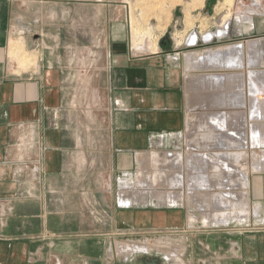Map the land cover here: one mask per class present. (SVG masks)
Here are the masks:
<instances>
[{"label":"crops","instance_id":"crops-1","mask_svg":"<svg viewBox=\"0 0 264 264\" xmlns=\"http://www.w3.org/2000/svg\"><path fill=\"white\" fill-rule=\"evenodd\" d=\"M137 3L0 0V264H264V0H166L167 40L149 52L128 40ZM62 5L91 36L94 9L107 25L105 110L67 107ZM14 40L33 64L12 59ZM177 151L179 167L212 168L215 204L184 202L205 195L182 173L164 187L157 167ZM222 166L244 194L227 221Z\"/></svg>","mask_w":264,"mask_h":264},{"label":"rangeland","instance_id":"rangeland-1","mask_svg":"<svg viewBox=\"0 0 264 264\" xmlns=\"http://www.w3.org/2000/svg\"><path fill=\"white\" fill-rule=\"evenodd\" d=\"M137 1L138 0H136L135 6L139 7L137 5ZM225 1L230 2V0ZM141 2L143 3V5H141L142 7L139 9L137 8V10L134 11L135 13L131 14L130 22H126L128 33L131 35L128 40L130 45L139 48L141 47L143 51L149 52L155 50L158 41L160 43L161 41L165 42L167 40V37L162 36L164 34L165 17L168 13L169 6L166 4V0H141ZM68 7V5H62L60 10L61 38L59 42L61 47L63 46L61 50V58L62 63H64V72L67 79L65 84L67 88L65 100L67 107L72 111L105 110L106 105L102 98V92L100 89H98L99 86H97V84L98 75L104 65V59L106 56V39L102 37V35L106 33L105 29L107 28V25L106 23H102L96 19L94 9V21L91 24V36L89 32V26H86L87 29H85L84 22H76L72 20V17L67 15L70 13ZM71 14L73 15L74 11L71 12ZM48 30H52V22L47 21L46 31ZM190 35L196 36L195 33H190L188 36ZM187 39H189V37H187L185 41H187ZM200 40L201 39H198V42H200ZM48 41H50L51 44L53 43L52 38H50ZM175 41L179 43L178 45H181L179 42L181 41V37L175 36ZM196 42L197 39L195 43L188 42V45L196 46ZM10 53L12 59H14L22 68L25 67V65H31L36 61V55L33 53H28L27 48L24 47V44L21 41L18 42L17 40H14L12 42ZM197 80L198 79L195 75L194 79L192 80L193 85L191 86V92L195 94L197 93L198 88ZM214 151L220 152V157H222V159L224 157V153L227 152L225 150H183L182 152L184 159L186 160L187 157L193 158L200 157L201 155L210 158L212 157L211 153ZM170 167L171 166L168 165L157 167L158 171L160 170V177L163 179L161 181L163 182L162 184L164 187H166L165 185L174 183L173 178L175 179V177H177L176 174L182 173L184 177L182 182L184 189H200V193L205 195L204 198H188L184 199L183 201H188L190 204L203 203L206 201L211 206L213 199L211 196H209V194L217 191L216 189H213V181L210 176L212 173L211 167L207 166L206 164L204 166H196L194 164L184 165L181 167ZM225 168V166L221 167L222 178L220 180L219 192L220 194L226 195L225 200L227 203L226 205L221 204V214H228L231 211L241 210L244 205V194L243 190L240 188L241 183L239 181L232 182V179H234L233 173L235 171L228 172V170ZM172 171L173 174H169L172 173ZM201 176H203V178L206 180L202 181L203 178L201 179ZM160 184L161 183H159V185ZM175 184L178 183L176 182ZM141 187L144 186L141 185ZM201 188H204V190ZM208 211H211V209H207V212Z\"/></svg>","mask_w":264,"mask_h":264},{"label":"bare ground","instance_id":"bare-ground-1","mask_svg":"<svg viewBox=\"0 0 264 264\" xmlns=\"http://www.w3.org/2000/svg\"><path fill=\"white\" fill-rule=\"evenodd\" d=\"M233 51H234V49H233ZM235 51H236V48H235ZM237 51H238V50H237ZM227 53H228V52H227ZM234 54H235V53H234ZM229 55H230V54H229ZM231 55H232V53H231ZM236 55H237V54H236ZM238 55H239V54H238ZM214 56H215V55H214ZM214 56H213V57H214ZM234 56H235V55H234ZM218 57H219V56H218ZM207 58H208V57H207ZM209 58H211V57H209ZM214 58H216V57H214ZM238 59H239V58H238ZM217 60H218V58H217ZM209 61H210V60H209ZM220 61H221V59H220ZM226 61H227V60H226ZM231 61H232V60H231ZM210 62H211V61H210ZM237 62H238V61H237ZM213 63H215V62H213ZM239 63H240V62H239ZM216 64H217V63H216ZM211 65H212V64H211ZM233 66H234V65H233ZM260 73H261V72H260ZM253 75H254V74H253ZM255 75H256V74H255ZM238 77H240V76H238ZM260 80H261V79H260ZM218 81H219V80H218ZM262 81H263V80H262ZM262 81H261V82H262ZM261 82H260V83H261ZM221 83H222V82H221ZM239 84H240V83H239ZM236 85H237V84H236ZM262 85H263V84H262ZM238 86H239V85H238ZM236 87H237V86H236ZM239 87H240V86H239ZM239 87H238V88H239ZM235 89H236V88H235ZM241 89H242V88H241ZM249 90H250V89H249ZM251 90H253V89H251ZM231 92H232V91H231ZM239 92H240V91H239ZM242 93H243V92H242ZM210 94H211V93H210ZM210 94H209V95H210ZM230 94H231V93H230ZM230 94H228L229 97H231ZM233 94H234V93H233ZM249 94H250V93H249ZM217 95H218V93H217ZM235 95H236V93H235ZM235 95H234V96H235ZM210 96H211V95H210ZM213 96H214V95H213ZM232 96H233V95H232ZM237 96H238V94H237ZM240 96H242V94H240ZM243 96H244V94H243ZM243 96H242V97H243ZM219 97H220V96H219ZM219 97H218V98H219ZM222 97H223V95H222ZM227 97H228V96H227ZM214 98H215V97H214ZM220 98H221V97H220ZM220 98H219V99H220ZM231 98H232V97H231ZM240 98H241V97H240ZM211 99H212V98H211ZM223 99H224V98H223ZM223 99H222V100H223ZM234 99H238V98L236 97V98H234ZM234 99H233V101H235ZM239 100H241V99H239ZM239 100H237V101L239 102ZM242 100H244V99H242ZM242 100H241V101H242ZM219 101H221V100H219ZM223 101H225V100H223ZM256 101H257V100H256ZM209 102H210V101H209ZM213 102H214V101H213ZM215 102H216V101H215ZM217 102H218V101H217ZM225 102H226V101H225ZM254 102H255V101H254ZM206 103H207V101H206ZM211 103H212V102H211ZM219 103H220V102H219ZM219 103H217V104H219ZM221 103H222V102H221ZM223 103H224V102H223ZM223 103H222V104H223ZM231 103H232V102H231ZM236 103H237V102H236ZM239 103H240V102H239ZM239 103H238V104H239ZM214 104H215V103H214ZM217 104H215V105H217ZM222 104H221V105H222ZM228 104H229V103H228ZM238 104H237V105H238ZM252 104H253V102H252ZM241 105H242V104H241ZM212 106H213V105H212ZM222 106H223V105H222ZM253 106H254V104H253ZM227 107H229V106H227ZM252 108H254V107H252ZM255 108H256V107H255ZM251 110H252V109H251ZM256 110H257V108H256ZM254 111H255V109H254ZM254 111H253V112H254ZM255 113H257V112H255ZM214 114H215V113H214ZM224 114H225V112L223 113V115H224ZM254 115H255V114H254ZM254 115H253V117H254ZM221 116H222V115H221ZM255 117H257V116H255ZM210 118H211V117H210ZM218 118H219V115H218ZM218 118H217V120H219ZM220 118H221V117H220ZM206 119H207V118H206ZM211 120H212V119H211ZM224 120H225V119H224ZM212 121H213V120H212ZM220 121H221V120H220ZM213 122H214V121H213ZM221 123H222V122H221ZM216 124H217V123H215V125H216ZM217 126H218V125H217ZM220 126H221V125H220ZM223 127H224V126H223ZM215 128H217V127H215ZM205 129H206V128H205ZM224 129H225V128H224ZM212 131H213V130H212ZM201 132H202V131H201ZM206 132H207V131H206ZM219 132H220V131H219ZM204 133H205V132H204ZM204 133H203V134H204ZM217 133H218V132H217ZM231 134H232V133H230V135H231ZM233 134H234V133H233ZM242 134H243V133H242ZM225 135H226V134H225ZM227 135H228V134H227ZM240 135H241V134H240ZM238 136H239V135H238ZM242 136H243V135H242ZM227 137H228V136H227ZM236 137H237V135H236ZM220 138H221V136H220ZM225 138H226V137H225ZM234 138H235V137H234ZM237 138H238V137H237ZM231 139H233V137H232ZM241 139H242V138H241ZM219 140H220V139H219ZM221 140H222V139H221ZM220 144H221V143H220ZM216 145H217V144H216ZM224 145H225V144H224ZM219 146H220V145H219ZM219 146H218V147H219ZM212 147H213V146H212ZM218 147H217V148H218ZM221 148H223V147H221ZM215 149H216V148H215ZM229 149H230V148H229ZM227 151H229V150H227ZM206 153H207V152H206ZM218 153H219V152H218ZM218 153H217V154H218ZM174 155H175V154H174ZM226 155H227L228 157H230L229 153L226 154ZM235 155H236V154H234L233 157H235ZM156 156H157V155H156ZM219 156H220V155H219ZM236 156H237V155H236ZM160 157H161V156H160ZM166 157H167V156H166ZM174 157H175V158L173 159L174 161L172 160L173 163L175 162V164H176V163L179 164V163L181 162V164H182V161H181V154H180V152L177 153L176 156H174ZM231 157H232V156H231ZM233 157H232V158H233ZM154 158H155V157H154ZM164 160H165V159H164ZM167 160H168V159H167ZM169 160H170V159H169ZM227 160H229V159H227ZM230 160H231V159H230ZM232 160H234V159H232ZM170 161H171V160H170ZM172 161H171V162H172ZM231 162H232V161H231ZM167 163H168V162H167ZM233 163H234V162H233ZM238 164H239V163H238ZM169 165H170V164H169ZM172 165H173V164H172ZM176 166L179 167V165H177V164H176ZM181 166H182V165H181ZM213 166H214V165H213ZM215 167H216V166H215ZM170 168H171V167H170ZM213 168H214V167H213ZM174 169H175V168H174ZM180 169H181V168H180ZM180 169H179V170H180ZM173 171H175V170H173ZM173 171H172V172H173ZM176 171H177V170H176ZM154 174H155V173H154ZM156 175H157V174H156ZM177 175H178V174H177ZM177 175H176V176H177ZM153 176H154V175H153ZM158 177H159V176H158ZM177 177H178V176H177ZM175 178H176V177H175ZM152 179H153V178H152ZM155 179H156V177H155ZM155 179H154V180H155ZM173 180H174V179H173ZM238 180H239V178H238ZM242 180H244V179H242ZM174 181H176V179H175ZM242 182H243V181H242ZM153 183H154V182H153ZM243 185H244V183H243ZM220 195H221V194H220ZM217 196H218V195H217ZM222 197H223V196H222ZM213 198H215V196H214ZM216 198H217V197H216ZM216 200H217V199H216ZM214 201H215V200H214ZM217 201H218V200H217ZM212 202H213V201H212ZM213 203H214V202H213ZM213 203H212V204H213ZM216 203H217V202H216ZM220 203H221V204H222V203H223V204L226 203V202H225V199L220 198ZM214 204H215V203H214ZM223 204H222V205H223ZM231 204H232V203H231ZM207 205H208V203H207ZM217 205H218V204H217ZM204 206H205V205H204ZM204 206H203V207H204ZM229 206H230V204H229ZM220 207H221V206H219V208H220ZM225 207H226V206H225ZM210 208H211V207H210ZM215 208H216V207H215ZM229 208H230V207H229ZM202 209H203V208H202ZM208 209H209V207H208ZM217 209H218V208H217ZM225 209H226V208H225ZM221 210H222V209H221ZM225 214H226V213H225ZM217 215H218V214H217ZM228 215H229V214H228ZM228 215H224V213L221 214V219H220V220H221V221H227V220L229 219V218H228V217H229ZM242 215H243V214H242ZM221 221H220V223H221Z\"/></svg>","mask_w":264,"mask_h":264},{"label":"built area","instance_id":"built-area-1","mask_svg":"<svg viewBox=\"0 0 264 264\" xmlns=\"http://www.w3.org/2000/svg\"><path fill=\"white\" fill-rule=\"evenodd\" d=\"M193 36H194V35H192V36H191V35H190V36H188V37H189V39H187V41H185V43H186V44H188V42H190V43H195V41H196V38H195V40H194V39H193Z\"/></svg>","mask_w":264,"mask_h":264},{"label":"flooded vegetation","instance_id":"flooded-vegetation-1","mask_svg":"<svg viewBox=\"0 0 264 264\" xmlns=\"http://www.w3.org/2000/svg\"><path fill=\"white\" fill-rule=\"evenodd\" d=\"M195 38H196V36H193V39H194V40H195ZM204 39H205V40H209V39H210V36L207 35V36L204 37Z\"/></svg>","mask_w":264,"mask_h":264},{"label":"water","instance_id":"water-1","mask_svg":"<svg viewBox=\"0 0 264 264\" xmlns=\"http://www.w3.org/2000/svg\"><path fill=\"white\" fill-rule=\"evenodd\" d=\"M115 264H120V263H115ZM150 264H153V263H150Z\"/></svg>","mask_w":264,"mask_h":264}]
</instances>
